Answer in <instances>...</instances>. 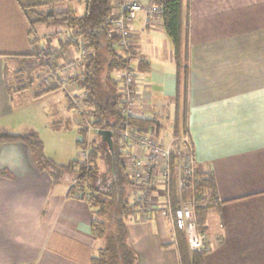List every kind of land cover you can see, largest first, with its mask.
<instances>
[{
  "label": "crops",
  "instance_id": "1",
  "mask_svg": "<svg viewBox=\"0 0 264 264\" xmlns=\"http://www.w3.org/2000/svg\"><path fill=\"white\" fill-rule=\"evenodd\" d=\"M188 3L185 100L177 101L172 45L161 19L146 28L140 15L129 25L134 48L142 57L135 84L137 111L165 129V142L179 111L198 171L214 178L218 213L207 221L204 240L210 250L204 264H264V0ZM37 26L32 45L30 27L16 0H0V135L28 132L13 119L19 111L15 100L29 91L18 87L29 80L30 89L36 88L34 84L39 87L35 95L47 88L37 78L44 69L36 78L14 77L23 57L44 49L63 48L73 54L72 45L64 46L67 34L59 32L62 29L51 28L54 32L39 36ZM62 58L57 56L59 62ZM56 92L64 97V114L73 112L60 90L32 97L57 98ZM73 122L80 142L75 114ZM97 135L101 142L112 140V135ZM72 186L69 175L55 182L40 170L24 144H1L0 264H90L100 247L90 230L94 210L71 192ZM158 193L162 191L154 192V197L160 200ZM134 197L130 194L128 201L134 204ZM126 227L135 264H179L176 247L169 241L170 225L156 208L147 215H131Z\"/></svg>",
  "mask_w": 264,
  "mask_h": 264
},
{
  "label": "trees",
  "instance_id": "2",
  "mask_svg": "<svg viewBox=\"0 0 264 264\" xmlns=\"http://www.w3.org/2000/svg\"><path fill=\"white\" fill-rule=\"evenodd\" d=\"M122 0H83L84 11L77 15L70 8L55 10V5L61 0H16L30 27L31 44L36 42L35 27L43 25L48 28H60L59 32L80 34L85 42L88 56L82 71L81 84L87 97L88 115L92 126L99 131L112 133L111 149L108 144L100 140H93L89 145L87 162L73 160L66 165H59L47 158L44 154L43 142L34 133L21 135H0L2 143L20 142L32 153L35 164L40 170H46L53 181L63 176L72 178L71 192L79 199H85L94 210V219L90 224L92 235L101 241L100 247L91 257L90 264H135L137 256L128 242L127 221L132 212L138 207L136 203L128 201L130 194L139 190L129 181L125 165L121 162V147L118 142L119 132L127 126L145 129L154 127L157 132L161 129L153 119L142 117L125 118L120 108V75L124 69L125 61L117 51V38L107 39L110 29L109 19L115 3ZM153 5L161 8L162 27L172 45V56L176 68L177 101L185 100L189 74V17L190 7L188 0H150ZM65 45H75L66 38ZM60 52V53H58ZM57 52L62 55L63 48ZM42 55V56H41ZM20 69L14 77L36 78V72L48 67L51 60L50 53L44 50L31 52L26 55ZM140 63L138 64V66ZM18 74H21L18 76ZM36 74V75H35ZM42 80V74L37 78ZM21 78V79H22ZM31 81L18 87L19 91L30 89ZM58 90L45 88L41 94ZM67 98V97H66ZM174 121L173 134L181 129L187 133L183 121L179 122L178 114ZM185 113V109H183ZM81 135H85L80 130ZM97 137H99L97 135ZM80 143V142H79ZM105 170H100V162ZM171 164H174L172 156ZM183 189V198L189 199L192 192L200 196L194 216L197 227L205 235L207 221L211 214L218 213L217 192L214 178L210 173H202L193 180L186 179ZM168 190L173 204H177L175 195V180L172 177ZM176 251L179 264H204L206 252H190L182 231L177 233Z\"/></svg>",
  "mask_w": 264,
  "mask_h": 264
},
{
  "label": "built area",
  "instance_id": "3",
  "mask_svg": "<svg viewBox=\"0 0 264 264\" xmlns=\"http://www.w3.org/2000/svg\"><path fill=\"white\" fill-rule=\"evenodd\" d=\"M161 8L153 4H143L141 0H122L115 3L110 16V29L107 39L117 38V51L122 55L125 66L120 75V108L121 115L127 119L140 117L137 111L135 84L137 67L142 57L136 52L129 25L144 16V26L150 27L156 18L161 19ZM69 41L75 43L73 54L62 52V62L55 58L57 50L50 49L48 67L42 72V83L47 88H56L67 97L75 115L79 119V128L84 131L80 143L79 161L87 162L91 134H99L91 124L86 103L87 94L82 87L81 78L88 51L80 34H68ZM112 135V133H111ZM166 134H160L154 127L140 129L127 126L119 132L118 142L121 147L120 160L125 165L130 183L139 190L134 202L138 207L136 213L147 215L155 208L170 225L169 241L176 246L177 233L182 231L190 252H208L210 247L205 243L204 236L197 227L194 211L200 196L192 192L189 199L183 198L186 179H194L198 171L189 133L179 129L164 141ZM174 156V164H171ZM175 180V195L177 204L174 205L168 190L171 178ZM193 189V180L190 182ZM162 187V189L158 188ZM158 193L161 199L154 197Z\"/></svg>",
  "mask_w": 264,
  "mask_h": 264
},
{
  "label": "rangeland",
  "instance_id": "4",
  "mask_svg": "<svg viewBox=\"0 0 264 264\" xmlns=\"http://www.w3.org/2000/svg\"><path fill=\"white\" fill-rule=\"evenodd\" d=\"M67 7L75 11L77 15H81L84 11L83 0H61L55 5V10L58 11ZM48 31L54 32L51 28L48 29L42 25L37 26L39 36L42 32ZM40 43L43 45L42 41ZM34 85L36 88L29 89L15 100V107L19 109L13 117L14 121H17L16 126L20 128V124L23 123L27 133L36 134L43 142L45 156L54 163L66 165L73 160H79L78 154L82 150V144L77 142V125L73 122L74 110L64 114L65 100H63L64 97L60 92H56L57 98L34 99L32 96L39 89L36 84ZM161 133L166 134L164 128L160 129ZM95 135V133L91 134V143L93 140H99ZM99 167L100 170L106 169L102 161ZM44 172L48 173L46 170ZM156 196L160 197V195ZM98 243L101 241L98 240Z\"/></svg>",
  "mask_w": 264,
  "mask_h": 264
},
{
  "label": "water",
  "instance_id": "5",
  "mask_svg": "<svg viewBox=\"0 0 264 264\" xmlns=\"http://www.w3.org/2000/svg\"><path fill=\"white\" fill-rule=\"evenodd\" d=\"M99 135H101L102 138H104L105 135L111 136V133L108 131H99ZM103 140L105 141L106 139H103ZM107 144H108L109 148L111 149V142L109 141V142H107Z\"/></svg>",
  "mask_w": 264,
  "mask_h": 264
}]
</instances>
